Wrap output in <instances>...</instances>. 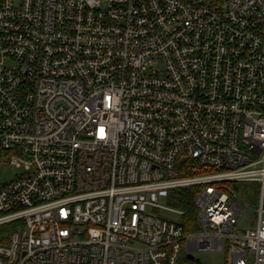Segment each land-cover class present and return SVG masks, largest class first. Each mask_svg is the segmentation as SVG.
<instances>
[{
	"label": "built area",
	"instance_id": "built-area-1",
	"mask_svg": "<svg viewBox=\"0 0 264 264\" xmlns=\"http://www.w3.org/2000/svg\"><path fill=\"white\" fill-rule=\"evenodd\" d=\"M6 165L0 264H264V0H0Z\"/></svg>",
	"mask_w": 264,
	"mask_h": 264
},
{
	"label": "rangeland",
	"instance_id": "rangeland-1",
	"mask_svg": "<svg viewBox=\"0 0 264 264\" xmlns=\"http://www.w3.org/2000/svg\"><path fill=\"white\" fill-rule=\"evenodd\" d=\"M23 173V169L18 168L16 166H2L0 169V182L2 184L11 182L16 179L17 175ZM240 191L244 192L246 197V202L250 204L251 207H256L258 203L259 193L261 191V187L258 184H245L236 186ZM248 213L246 218H248ZM9 231V230H8ZM8 231L0 232V237H4L7 235ZM2 243H6L7 239L3 238ZM195 257L200 261V264H223V256L217 251L213 252H204V253H196ZM198 263V264H199Z\"/></svg>",
	"mask_w": 264,
	"mask_h": 264
},
{
	"label": "trees",
	"instance_id": "trees-1",
	"mask_svg": "<svg viewBox=\"0 0 264 264\" xmlns=\"http://www.w3.org/2000/svg\"><path fill=\"white\" fill-rule=\"evenodd\" d=\"M175 196H177V199H175V201H171V204L185 212V216L183 217V226L187 229L195 222L196 219V209L193 205L194 193L188 191H176ZM8 230L9 228L6 227L0 228V232ZM2 242V239H0V243Z\"/></svg>",
	"mask_w": 264,
	"mask_h": 264
}]
</instances>
